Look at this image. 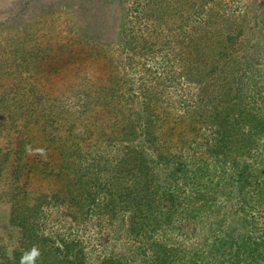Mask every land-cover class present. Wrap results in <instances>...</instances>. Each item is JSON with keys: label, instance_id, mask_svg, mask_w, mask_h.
I'll return each mask as SVG.
<instances>
[{"label": "trees", "instance_id": "obj_1", "mask_svg": "<svg viewBox=\"0 0 264 264\" xmlns=\"http://www.w3.org/2000/svg\"><path fill=\"white\" fill-rule=\"evenodd\" d=\"M131 6L118 31L121 58L104 43L97 48L84 27L66 41L30 34V25L28 35L11 37L10 57L0 58V133L41 129V147L57 155V176H66L64 195L50 198L86 216L121 217L143 264H262L264 43L252 42L248 11L226 0ZM255 18L264 34V8ZM158 53L157 67H147ZM89 61L96 67L87 70ZM71 64H83L85 75L65 103L47 94L41 75ZM178 78L196 88L182 113L167 105ZM197 130L203 133L194 138ZM114 145L120 148L110 157ZM18 150L7 195L10 224L21 236L11 253L0 245V264H132L123 255L94 263L80 240L45 233L40 215L48 196L29 203L22 182L27 151ZM7 163L0 152V173ZM221 210L236 227L200 239V217ZM197 233L191 247L179 241Z\"/></svg>", "mask_w": 264, "mask_h": 264}, {"label": "rangeland", "instance_id": "obj_2", "mask_svg": "<svg viewBox=\"0 0 264 264\" xmlns=\"http://www.w3.org/2000/svg\"><path fill=\"white\" fill-rule=\"evenodd\" d=\"M20 1L0 0V58L10 57L8 43L11 37H21L24 34L35 33L43 38V33H46L48 34L47 38L52 37L53 40L66 41L73 38L74 35L80 36L83 34V27L96 36L94 41L96 47L104 43L111 47V51L116 58L117 56L120 57V50L118 49L119 26L124 17L128 15L130 17L132 14L131 5L133 0L125 1L126 3L121 0H22L21 3ZM24 1L25 5L23 4ZM27 1L30 2L29 5L26 4ZM167 1L172 4L174 0ZM226 1L234 10L246 9L248 11L251 20L249 31L252 42L260 40L264 43V34L254 26L256 13L264 8V0ZM19 10L22 13H20V20L16 21L14 14H17ZM24 25H30L28 33ZM185 26H188V24H185ZM160 55L158 53L154 56L155 58L150 57L147 59V67L152 69L157 67V60ZM82 67L83 64H71L59 72L46 76L41 75L47 94L54 98H60L61 102L67 100L71 86L77 85L85 75ZM84 67L91 70L96 65L89 61L87 65L84 64ZM5 80L16 82L13 78ZM25 89H27L26 85ZM195 91V85L178 78L175 81L174 88L169 90L171 102L167 105L175 106L178 109L175 112L182 113L184 108H188L194 103L192 97ZM47 94L42 93L43 97ZM76 108L77 105L75 104L73 109L76 110ZM66 117L67 119L70 118L71 121L73 120L72 115H66ZM71 126L73 127V123H71ZM84 126L80 123L77 127L78 131H81L80 129ZM39 131L41 129L33 127L31 135L21 136L18 132L3 128L4 133H0V152L8 156L6 170L0 173V245L4 246L5 252L7 254L11 253L17 246L21 236L19 227L10 224L11 202L7 192L9 176L15 166L13 160L18 156V148L25 146L27 152L23 156L24 176L22 182L25 183L29 194L28 201L33 204L42 195L48 196L47 201L42 205L40 215L45 233L51 234L57 240L62 238L80 240L87 258L94 263L106 255H123L132 264H143L142 256L134 246L132 239L128 237L126 224H124L121 217L86 216L79 209L69 208L68 203L57 202L50 198L53 194L64 195V177L66 176H62V178L57 176L59 169L57 155H49V152L45 151V147H41L42 141ZM90 132L89 129L88 132L85 131L88 135H90ZM201 133L203 132L197 130L194 138L201 136ZM20 140H22V143L18 144ZM31 142L34 145L32 148ZM119 148V145H114L112 148L108 147L107 153H110L109 156L112 157ZM227 210L210 214L208 217H200V239L201 235L207 233V231L211 235V233L216 232L217 228L224 230L231 229L232 226L236 227L235 224H232L233 219L224 216ZM262 220L264 224V213L262 214ZM186 225L187 220H182L181 226L186 227ZM196 237H198V233L179 241H184L191 247ZM171 238L178 241L175 237ZM198 244L201 246V240Z\"/></svg>", "mask_w": 264, "mask_h": 264}, {"label": "clouds", "instance_id": "obj_3", "mask_svg": "<svg viewBox=\"0 0 264 264\" xmlns=\"http://www.w3.org/2000/svg\"><path fill=\"white\" fill-rule=\"evenodd\" d=\"M26 151H27V147H26ZM33 256H35L37 253H36V251H35V249L33 250Z\"/></svg>", "mask_w": 264, "mask_h": 264}]
</instances>
